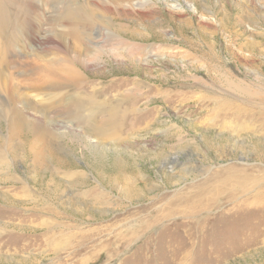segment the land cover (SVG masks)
<instances>
[{
  "label": "rangeland",
  "instance_id": "rangeland-1",
  "mask_svg": "<svg viewBox=\"0 0 264 264\" xmlns=\"http://www.w3.org/2000/svg\"><path fill=\"white\" fill-rule=\"evenodd\" d=\"M2 1L12 2L8 9L13 13L6 17L20 23L27 14L23 6L26 0H0V4ZM59 1L54 5L51 0H34L29 5L33 8L35 40L25 39L19 32L20 25L0 31V67L5 63L7 77L0 80L1 84L20 85L21 93L33 97L36 91L24 89L31 79H37L31 73L36 64L30 62L67 56L77 61L75 71L81 75L78 86L55 91L39 89L35 97L46 102V92L47 99L48 94L59 93L55 101L73 94L85 97L95 93V101H105L106 107H113L115 118L110 117V121H117L115 131L124 139L112 143L110 138H88L76 132L74 126L62 134L59 131L61 135L57 132L54 142L63 147L65 169L83 172L86 184L75 186L79 190L62 188L57 195L47 184L30 185L37 205L26 206L21 215L12 216L28 224L29 217L35 214L43 220L47 218V223L27 231L29 237L21 235L26 231L9 227L16 222L9 217L12 210H0L6 231L16 236L12 244L3 239L4 243H0L9 250L0 248L8 260L4 264H77L85 257L89 258L87 264H264L263 213H252L245 222L227 230H210V223L202 225L205 212L191 218L183 215L186 210L182 207L171 216L160 213L177 205V197L187 196L200 176L229 166L252 164L257 151L262 157L254 166L260 172L264 169V141L253 139L264 138L260 122L240 124L254 128L253 138L244 134L232 137L228 126L221 125L224 131L213 124L218 110L230 111L239 106L247 113L256 109L264 112V105L235 98L233 91L236 84H241L255 95H264V0H124L121 4L128 11L125 16L97 11L92 29L70 30L77 39L62 21L66 2ZM55 66L62 70L60 63ZM6 100L7 93L0 91V101ZM19 107L20 103L10 106ZM48 109L49 105L47 121L66 120L78 125L64 115L63 109ZM103 109L99 107V111ZM99 120L102 127L104 123ZM101 120L107 122L105 116ZM52 125L48 123L47 128ZM0 129H4L3 121ZM80 138L83 141L79 143ZM91 140L93 143H89ZM241 142L243 147L239 149ZM23 168L16 163L13 171L22 176ZM122 177L129 180L128 192L134 193L131 201H126ZM146 187L153 189L146 192ZM92 188L106 197L105 205L91 208L90 200L80 195L92 192ZM3 190L10 188L0 187ZM72 195L75 199L71 203L81 212L69 209L60 213V219L41 214L45 202L53 207ZM150 198L154 199L149 202ZM157 213L159 216L154 218ZM131 226L139 235L131 237L127 245ZM193 228L203 230V235L191 236ZM44 231L49 239L47 246ZM86 236L99 243L102 251L93 242L75 244ZM156 236L158 239L152 240ZM25 242L29 245L23 250ZM115 251L116 257L109 261L106 256H113ZM75 252L81 258L74 256ZM22 257L26 260L22 261Z\"/></svg>",
  "mask_w": 264,
  "mask_h": 264
},
{
  "label": "bare ground",
  "instance_id": "bare-ground-1",
  "mask_svg": "<svg viewBox=\"0 0 264 264\" xmlns=\"http://www.w3.org/2000/svg\"><path fill=\"white\" fill-rule=\"evenodd\" d=\"M33 1L34 0H26L24 2L23 6L26 7L27 14L25 13V17L20 23H17L15 19L6 17L7 14L13 13L8 9L12 7V2L9 1L10 4L6 1H2L0 4V31L3 32L5 29H11L14 25L18 28L20 25L18 29H20L19 32L23 34L24 38L29 41L35 40L37 38L36 28L31 17L33 8L29 6L31 4L33 5ZM99 1L100 0H65L66 3L63 7L64 18L62 21L68 25L67 29L75 39H77L76 34L70 30L92 29L97 11H102L108 14L113 12L117 15L118 12H120L119 14L123 16L128 12L121 4L124 0H106L105 2H101V4H97L96 2ZM51 2L54 3V5L57 3L59 5L61 3V1L58 2V0H51ZM61 22L60 25H62ZM110 24L111 23L107 22L106 26L110 28ZM65 46H68V44ZM30 63L36 64L32 66L33 72L31 73L36 74L37 79L34 81L31 79L30 84L24 86V89L36 91L37 93L35 92L36 94L34 93L33 97L21 93V89L19 88L20 85L1 84L2 79L5 78L7 80V77L4 74L5 67H3V65L5 66V63H2V68L0 67V91L7 93L6 102L4 103L3 101H0V103H3V105H0V122H4V129H0V187L10 188L9 191H0V199L4 203L3 205H0V210L9 209L7 211H13V214H9V217L13 218L16 222L9 227H12L14 230L26 231L21 233V235L25 236L30 234L27 233V231H32L34 227L37 228L38 226L40 227L42 224L47 223V218L43 220L41 216L35 214H32L29 217L28 224H24L23 221L19 220L20 218L12 216L21 215V209L26 208V206L31 204L33 206L37 205V201L34 196L31 195L30 191L32 188L30 185L36 186V184H39L44 186L47 184V188L52 186L50 191L57 195L62 188L79 190L75 186L82 187L86 184V178L83 172H72L70 171L71 169H65L67 163L65 162L66 158H64L62 154V151H64L63 147L54 142V139L56 137L58 138V135L60 134L59 131H62V134L66 129L74 126L76 132H80L82 136L88 138L93 137L105 140H109L110 138L113 139L112 143L116 142L118 139L119 141L124 139L115 131V126L118 125L117 121H110L111 118V120L115 118L113 116V107H106L108 103L105 101H95V93L93 95H85V97H78L76 94H73L72 96L66 97L64 100L59 98V101H55L54 97L60 96V94H48L49 99H47L46 92V102H43L44 99L41 97H35V95L39 94V89L55 91L63 89L68 85V87L72 88L77 87V84L81 79V75L75 71L77 61L66 56L60 60L39 58V60H32ZM56 63H60L62 70L67 71L66 75L61 74L62 70L55 66ZM233 91L235 92V98L256 100L259 104L264 105V95H255L252 91H249L246 86L236 84ZM15 103H20V107L18 109L10 108V106ZM47 105H49L48 110H53L52 107H55V109H63L64 115L72 118L73 120L70 119L71 121L75 120L78 125L66 120L47 121ZM111 105L113 104L111 103ZM99 107L104 109L99 111ZM129 107L132 109L133 104L129 103ZM231 110H233V112H230ZM231 110H218L217 118L214 119L213 124L220 128V130H224L223 128L221 129V125L228 126L229 134L232 137H239L244 134L253 138L252 135L254 134V128L249 126L243 128L240 124L251 125L252 122H260L261 126H264V112H259V110L256 109L255 112L247 113L239 106L232 108ZM102 116L107 118V122L101 120ZM238 118L240 120H237ZM98 119H100L99 122L104 123L102 127L98 124ZM48 123H53L52 128H47ZM57 132L59 134H57ZM253 139L264 141V138L256 137ZM79 140V143L83 141L82 138ZM91 141L92 142L89 143H93V140ZM242 147L243 145L241 142L239 143L238 148L241 149ZM102 149L106 151L103 146ZM254 149L256 152V145L254 146ZM258 153H260V151H257L256 160L252 164H245L240 167L229 166L223 170H214L213 173L206 177L205 175L200 176L201 178L197 184L192 187L191 192H189V194L187 193V196L183 195L177 197L175 201V203L178 202L177 205L174 204L160 210V213L162 215L170 214L171 216L173 211L179 212L182 207L186 210L183 215H188L189 217L186 218H191L205 212L207 216L202 219V225L204 223H210V230L233 229V226H236L243 220L245 222L246 219H249L251 217L250 214L252 213L260 212L264 214V205L262 204L264 201V169L260 172L258 168L254 166V164L258 162L257 160L262 157V155ZM105 156L104 153V157ZM16 163H21L24 167L22 176L13 171ZM115 163L116 161H114V165ZM118 164L121 166L119 162ZM114 178H111L113 183ZM133 179L134 178L130 180ZM138 180H140V177L139 179L136 178V181ZM128 182L129 180L125 177L121 178L123 192H127L126 201H131L134 197V193L133 191L128 192ZM151 189L153 188L146 187V192H149ZM91 190L92 192L84 191L80 194L83 198H88L90 200L89 202L92 203L91 208L96 205H105V196L102 193H96L95 188H92ZM101 191L103 192V190ZM76 196H79V193ZM138 198L140 199L142 196H138ZM72 199H75V196L72 195L71 197H66V199L60 202V204L53 207L45 202L41 206V214H43V216H51L60 219V213H64L69 209H73L74 212H81L76 208L77 205L75 203H71L70 200ZM153 199L154 198H150L149 202ZM155 211L158 212L157 210L152 209V212ZM158 216L159 213L155 214L154 218ZM1 219L3 218H0V243H4L2 241L3 239L6 240L8 244H12L16 237L15 233L13 231H6L7 226H4ZM141 223H144V221ZM146 223H148V221H146ZM148 224L152 223L150 222ZM44 228L46 229V227ZM258 229H262V226H259ZM190 232L191 236H193V234H195L196 237L203 235V230L199 231L193 228ZM44 233L45 238L43 241L47 246V244H49L47 231H44ZM137 235H139L138 230L131 226L130 235L125 243L128 245L131 242V237L133 238ZM158 237L159 236H156L155 238H152V240H157ZM38 238L41 243V236H38ZM93 241L94 240L90 239V236H86L80 238L75 244L83 242L92 243ZM104 242L106 243V241H103V243ZM93 244H95L96 247L100 246L99 243L96 244L93 242ZM28 245L29 242H25L21 246L23 250H26ZM51 246L55 247L56 243H52ZM49 247L50 246L47 248ZM0 248L9 252L5 245L0 244ZM124 248H122V250ZM102 249H104V247H102ZM98 250L102 251L101 246ZM97 253L95 255L98 257L99 253ZM113 254L114 255L112 256L110 254L107 255L106 253L105 256L107 255L106 258L110 261L112 258L116 257L117 252L115 251ZM74 256L81 258L78 252H75ZM21 260L25 261L26 257H22ZM88 260L89 258L87 259L86 257L81 258L78 260L77 264H87ZM0 262L3 264L8 262L6 258H3L2 252H0ZM56 264H61V262H57Z\"/></svg>",
  "mask_w": 264,
  "mask_h": 264
}]
</instances>
